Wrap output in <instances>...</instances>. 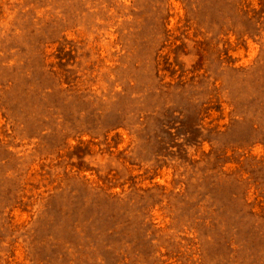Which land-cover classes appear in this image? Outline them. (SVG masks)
<instances>
[{
  "label": "rangeland",
  "instance_id": "rangeland-1",
  "mask_svg": "<svg viewBox=\"0 0 264 264\" xmlns=\"http://www.w3.org/2000/svg\"><path fill=\"white\" fill-rule=\"evenodd\" d=\"M0 264H264V0H0Z\"/></svg>",
  "mask_w": 264,
  "mask_h": 264
}]
</instances>
